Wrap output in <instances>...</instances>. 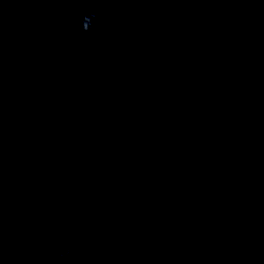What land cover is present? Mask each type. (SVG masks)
<instances>
[{
    "label": "water",
    "instance_id": "95a60500",
    "mask_svg": "<svg viewBox=\"0 0 264 264\" xmlns=\"http://www.w3.org/2000/svg\"><path fill=\"white\" fill-rule=\"evenodd\" d=\"M0 264H264V0H0Z\"/></svg>",
    "mask_w": 264,
    "mask_h": 264
},
{
    "label": "clouds",
    "instance_id": "9594fccd",
    "mask_svg": "<svg viewBox=\"0 0 264 264\" xmlns=\"http://www.w3.org/2000/svg\"><path fill=\"white\" fill-rule=\"evenodd\" d=\"M68 2L76 3H103V2H114V0H68ZM104 13L97 11H89L85 13L80 20V30L89 35L95 34V25L103 18ZM57 67H60L59 65ZM163 191V190H162ZM73 248L67 247L59 253L60 260H66L73 254Z\"/></svg>",
    "mask_w": 264,
    "mask_h": 264
}]
</instances>
